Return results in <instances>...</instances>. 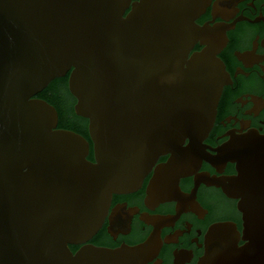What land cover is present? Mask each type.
<instances>
[{
	"label": "water",
	"instance_id": "water-1",
	"mask_svg": "<svg viewBox=\"0 0 264 264\" xmlns=\"http://www.w3.org/2000/svg\"><path fill=\"white\" fill-rule=\"evenodd\" d=\"M239 1L216 0L213 20L200 27L193 21L211 0H138L128 13L131 0H0V264H146L162 246L159 229L173 227L182 212L199 219L208 213L194 201L200 182L242 198L246 243L237 245L234 223L214 224L198 264H264V136L254 129L236 135L251 123L236 115L224 121L235 119L241 129L217 138L231 135L227 143L216 149L200 144L213 125L222 86L232 87L214 57L228 41L225 30L241 20L264 21L260 8L254 21L241 14L229 25L208 26L215 17L236 18ZM198 38L207 47L184 69ZM258 38L253 51L235 52L245 67L264 59L255 54ZM251 72L236 68L234 77ZM68 73L75 112L89 120L94 161L87 158L89 140L57 128L56 108L34 97ZM243 96L235 102L243 107L252 101L244 114L257 116L264 99ZM224 121L219 124L226 127ZM188 137L189 145L182 147ZM206 148L220 154L212 156ZM169 152L168 162L155 169L145 204L154 210L177 200L176 216L140 214L154 226L145 243L123 242L117 249L88 245L73 252L69 243L85 242L100 228L112 194L137 190L159 155ZM202 158L220 173L227 161H237L239 174L210 178L202 172L191 194L180 192L179 177L195 173ZM126 205L117 204L109 216L115 241L119 232H130L139 214ZM183 225L188 231L179 229L165 243H178L189 233L192 224ZM193 242L202 247L197 238ZM191 253L176 249L174 264L190 262Z\"/></svg>",
	"mask_w": 264,
	"mask_h": 264
},
{
	"label": "flooded vegetation",
	"instance_id": "flooded-vegetation-1",
	"mask_svg": "<svg viewBox=\"0 0 264 264\" xmlns=\"http://www.w3.org/2000/svg\"><path fill=\"white\" fill-rule=\"evenodd\" d=\"M138 0H131L130 7L127 8L126 13H128L133 2ZM216 0H211L209 6L206 7V11L201 13L193 22L200 27L206 22L213 20L212 10L213 5ZM253 2L254 7L248 5ZM235 5V8H238V13L236 18L229 19V21L223 20L221 17H215L214 21L208 23V26L213 27L217 23H225L227 25L231 24L236 20L241 14L243 17L248 18L251 21H254L260 15L264 17V0H241ZM262 6V7H261ZM247 8V9H246ZM259 36L257 40V49L255 51L256 55L264 56V47L261 42L264 40V21L261 19L259 22H250L247 20L237 21L234 24V28L230 30H225V36L227 38V43L223 49L217 53L214 57L217 58L225 67L224 71L229 75L230 81L232 82V87L230 84L223 85L222 91L218 100L215 119L213 125L208 132L207 136L200 142L202 145H207L212 149H216L218 146L221 147L227 143L231 135H227L217 139L220 136H223L228 131L233 129L240 130L241 124L239 121L235 123V119H231L230 123L224 121L229 116L235 117L238 120L246 121L250 120V126L247 129H243L242 132L235 131L236 135H242L248 133V130L254 129L258 132L259 135L264 136V107L259 111V114L254 117L255 113L251 112V115L244 114L245 111L251 110L254 106L252 101L247 102L242 106L240 102H235L238 98L243 95H252L256 97H262L264 99V71L261 66H264V59L258 64H254L252 67H245L243 61L239 60L235 55V52L243 54L246 51H253V42ZM207 45L200 46V38L193 45L187 54V58L184 62V69L186 68L187 61H189L194 53H201ZM236 68H240L245 73H250L246 76L244 74H237L235 78ZM257 71V72H256ZM260 75H258V74ZM69 73L65 76L58 77L53 79L41 92L37 93L34 97L41 98L48 101L52 104L58 111V125L57 128L71 129L86 137L90 142V152L87 158L91 161H94V151L93 143L89 136V120L87 118L81 117L75 112V104L77 99L71 94L69 89ZM66 82V84H65ZM61 86V88H59ZM59 90H67L69 93L68 98L63 101V104H59V107L46 98L45 94L49 96L54 95V92ZM56 90V91H55ZM251 100V96H243L242 100L245 101ZM234 102V103H233ZM64 119L69 123H63ZM224 121V124H219ZM235 123V124H234ZM234 124V125H233ZM190 138H186L183 142L182 147L189 145ZM205 151L212 156L219 155L220 152L212 151L209 148H206ZM172 153H165L159 155L155 163L151 166L150 171L142 178L140 186L137 190L128 192V193H113L111 196L110 206L106 216L103 218L100 228L95 234L91 236L87 241L80 243H69V248L76 252L80 248L88 245H94L96 247H105L111 249H117L123 245L127 246H136L142 243H145L150 237L154 226L152 224H147L145 221L140 219V214L147 213L148 215H158V216H176V206L178 204L177 200H170L159 203L157 207H154V210L149 209L145 204V198L148 196L147 190L151 182V179L155 173V169L160 164H166L168 159H170ZM237 161H227L223 172H218L216 167L211 164V162L202 158L200 168L193 173L192 175L179 177L178 187L180 192L184 194H191L192 189L195 187V175L202 172H207L212 176L221 177V176H237L239 171L236 168ZM228 183V181L226 180ZM194 201H197L198 205L203 209L207 210L208 213L204 214V219H199L198 215L195 212L187 211L182 212L179 218L174 222V226H164L162 229H159L160 239L162 246L159 250L158 256L153 258L150 262L146 264H174V251L187 250L192 251V258L190 262H185L184 264H198L199 258L205 256V240L206 234L209 231V228L217 223L229 222L236 225V231L240 235V239L237 243L238 246H243L246 241L243 240L244 236V219L243 212L239 209L238 204L242 198H233L229 197L222 189L221 186H206L205 183L200 182ZM127 203L126 211L129 208L137 207L139 209V214H135L131 220V230L128 234H122L119 232L117 234L116 241L113 239V236L108 232L109 216L112 213V209L115 208L117 204ZM188 222L192 224V227L189 233L184 232L181 236L178 237V243H165L164 239L168 235H174V232L185 230L188 231V228L183 225V223ZM198 239V244H201L202 247L198 248L197 243L193 242V239ZM182 243V244H181ZM199 257V258H198Z\"/></svg>",
	"mask_w": 264,
	"mask_h": 264
},
{
	"label": "trees",
	"instance_id": "trees-1",
	"mask_svg": "<svg viewBox=\"0 0 264 264\" xmlns=\"http://www.w3.org/2000/svg\"><path fill=\"white\" fill-rule=\"evenodd\" d=\"M65 84H66V82H65ZM59 88H61V86ZM59 88L58 89L56 88L57 91L55 90L56 92H54L53 98H52V96H49V94H45L44 93V96L46 98H49V100H51L52 102H54L58 107H59V104H63V101H65L68 98V96H69V93H68L67 90H63V89L59 90ZM65 122L66 123H69V122H67L64 119V122L63 123H65Z\"/></svg>",
	"mask_w": 264,
	"mask_h": 264
}]
</instances>
